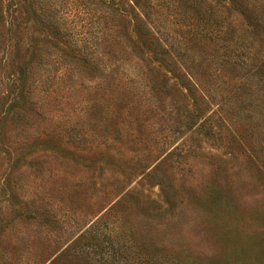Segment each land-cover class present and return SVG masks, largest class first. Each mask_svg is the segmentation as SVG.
<instances>
[{"label":"rangeland","instance_id":"rangeland-1","mask_svg":"<svg viewBox=\"0 0 264 264\" xmlns=\"http://www.w3.org/2000/svg\"><path fill=\"white\" fill-rule=\"evenodd\" d=\"M31 1L59 36L28 23L21 48L0 39V264H264V0L151 1L161 41L188 36L170 70L207 58L189 71L207 77L195 97L164 67L151 92L108 10ZM30 59L22 100L11 68Z\"/></svg>","mask_w":264,"mask_h":264},{"label":"trees","instance_id":"trees-1","mask_svg":"<svg viewBox=\"0 0 264 264\" xmlns=\"http://www.w3.org/2000/svg\"><path fill=\"white\" fill-rule=\"evenodd\" d=\"M25 0H12L10 1V4L5 8L3 7V0H0V39L3 37L6 38V43L4 44L5 48L11 47L12 42H14L13 48H21V38L23 33L21 32V27L26 26V24H32L31 28L36 29V31L40 32L41 34H45L48 37L51 36V33L54 36H59V30L54 25V21L50 20L49 17H46L44 14L41 13V11L35 8V2H24ZM54 1V10L56 14L58 15L60 13L61 6H58V0H52ZM102 1V2H101ZM124 0H70V14H71V8L73 6H79L84 7L83 10L87 13H93L95 12V9L102 10L103 8L108 10L110 15L114 18H116V22L119 23L118 25V35L116 43L118 44L119 41L123 43V36H125V39L128 40L129 43H127L129 46H127L129 49H131V52L134 54V56L139 59L142 63H145L146 68L148 69V75H147V82L149 88L152 91H155V85L154 82L155 76L162 77L163 79L169 80L168 76L164 71H162V68L164 67L165 71L167 73H170L175 78H182V84L181 87H185V89L188 91L189 95H200L202 94V91H205L208 87L207 84V77L201 76L195 72H192V68L194 67H200L204 66V62L207 60V58L201 56L198 57L196 55H182L180 56V60L182 63H186V65H189L190 67H185L186 71L188 72V75L183 76H177L175 74V70H170L171 66L170 64L176 65V59H177V51L181 50L180 53H182V42L183 46H185V42L188 39V36H182L181 40L178 39L179 50L177 48H172L174 45V30L168 29V40L171 38L170 47L165 44L161 39L157 36L159 34V30L156 28L154 22L151 21L152 18H150V13H148L146 10L150 9L153 5L151 3L152 0H129L130 5V14L133 16L132 19L128 22L131 26V28L126 27L125 29H122V23L121 18L118 17L121 16V14L126 15V5L123 4ZM167 3V11L173 12L176 7V0H166ZM232 4H236L237 2L234 0H229ZM101 2V3H100ZM212 2H218L222 3L220 0H212ZM181 3L184 7L190 8V5L193 4V0H181ZM183 8V7H182ZM202 18L204 19L205 11L202 8ZM7 13V16L5 14ZM67 14V12H63L62 15ZM186 18V15L189 17V14H187V11L183 14ZM25 17V20L23 18ZM206 16V15H205ZM27 20V21H26ZM205 20V19H204ZM52 21V22H50ZM25 25V26H24ZM184 26H192L190 20L189 22L185 19L183 20ZM30 28V29H31ZM200 28L197 30V35H200ZM201 39L198 38V40L202 41H208V42H221V48L227 45L229 39L226 37L223 38H206L204 39L202 36H199ZM166 46H168L166 48ZM35 45H32V43L28 46L27 50H35ZM174 49V50H173ZM33 52V51H32ZM186 54H188L186 52ZM31 55V54H30ZM179 55V54H178ZM186 58V60H185ZM16 60V59H15ZM18 60V59H17ZM31 60V59H30ZM27 62H19L12 65L11 68V77L15 78L13 80V85L15 87L14 91L15 95L19 97V99H24V95L27 97H30L29 92V86L28 84H35V74L31 72L32 67L35 69L36 65H31L33 62V59ZM19 61V60H18ZM17 61V62H18ZM35 61V60H34ZM88 58L84 57L82 59V62L86 65L88 63ZM217 61H221L222 64L229 63L233 66H240L241 64L236 61L228 60L225 61L223 58H219ZM13 62V63H14ZM192 66V67H191ZM246 64L244 63L240 68L237 67L240 71V80L246 84L249 83L253 79V76H250L248 72L244 71L243 69ZM39 67V66H37ZM178 67V66H177ZM88 70V69H87ZM191 71V72H189ZM14 74V75H13ZM31 74V75H30ZM151 74H154V77L151 79L149 76ZM202 74V73H201ZM204 75V74H202ZM206 75V74H205ZM201 92H200V91ZM177 92L180 94H183L179 89H177ZM25 100V99H24ZM23 109V108H22ZM198 111L200 109L198 108ZM3 120H5V117H1ZM20 216H25V214L22 212Z\"/></svg>","mask_w":264,"mask_h":264}]
</instances>
